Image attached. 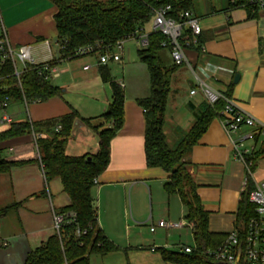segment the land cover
<instances>
[{
  "label": "crops",
  "instance_id": "0c3cea01",
  "mask_svg": "<svg viewBox=\"0 0 264 264\" xmlns=\"http://www.w3.org/2000/svg\"><path fill=\"white\" fill-rule=\"evenodd\" d=\"M189 1L201 33L195 49L185 52L187 65L178 67L170 78L163 132L167 145L173 147L208 104L197 88L198 81L230 99L255 122L254 128L241 127L229 137L220 118H213L187 157L197 196L208 213L209 232L227 235L236 231L242 194L248 186L254 189L264 181V129L260 130L264 126V12L249 18L244 8L232 7L229 0ZM0 13L12 45L33 46V57L40 62L47 61L50 53L59 76L48 82L60 91L59 97L45 102H6L10 123H0V132L11 124L57 119L74 110L79 118L73 123L65 153L71 157L96 154L98 139L81 119L98 125V117L111 100L110 87L101 80L98 55L60 57L53 19L56 9L48 0H0ZM44 41L49 43V52ZM164 56L171 61L168 53ZM19 66L17 70L23 73V65ZM85 66L90 68L84 70ZM105 66L112 81L123 84V123L109 142L107 167L93 182L97 225L118 249L138 250L151 243V253L162 249L183 254L180 247L193 248L194 243L179 239L182 235L192 239L191 231L156 228L150 238L140 232L141 227L156 226L160 220L177 222L185 216L179 198L167 196L163 189L167 173L145 163V121L137 100L149 92L147 68L133 62L130 49H123L122 64ZM191 91L195 94L190 95ZM1 116L0 109V120ZM249 133L253 138H244ZM231 141L257 156L252 172L235 157ZM0 161L16 164L0 174V209H6L0 214V264H24L27 254L55 233L53 216L62 214L70 201L58 178L46 182L33 134L0 142ZM3 241L7 247L1 246Z\"/></svg>",
  "mask_w": 264,
  "mask_h": 264
},
{
  "label": "trees",
  "instance_id": "16d2710c",
  "mask_svg": "<svg viewBox=\"0 0 264 264\" xmlns=\"http://www.w3.org/2000/svg\"><path fill=\"white\" fill-rule=\"evenodd\" d=\"M56 9L53 17L57 43L62 59H77L74 52L83 46L96 42L103 47H111L116 41L141 32L143 26L152 21L157 9L170 6V16L190 10L189 0H48ZM244 4V5H241ZM232 7L244 6L249 18H255L257 11L246 4L245 0H236ZM165 38L155 32L147 36V46L138 48L139 61L145 64L149 77V92L145 98L137 100L142 108L144 130V155L148 168H159L168 177L163 184L167 196H177L184 208V219L192 225L191 235L194 243L189 255L159 251L161 258L172 264H216L204 255L205 251L217 249L226 235L210 233L208 213L201 206L197 196V186L190 173L191 164L187 157L199 138L206 131L213 118H220L224 103L218 101L207 104L195 115L192 127L184 133L173 147L166 143L163 127L165 110L170 88V78L178 69L164 56L169 50L161 47ZM199 43V36L197 44ZM190 46L187 50L195 49ZM170 57V56H169ZM53 65V62H51ZM39 67L26 65L19 79L14 76L10 63H6L0 72V104L2 102H24L26 105L45 102L59 97L57 87L50 85L38 75ZM101 80L111 90V100L106 111L98 117L96 126L91 120L81 119L98 139V150L94 155L81 157L67 156L65 153L73 123L78 119L74 110L57 119L43 122H22L11 124L0 132V142L25 134L35 136V145L39 153V162L46 182L58 178L63 192L69 198V205L61 213L73 212L72 222L64 223L43 244L30 251L24 264H89L92 256H105L118 251L102 233L97 225L96 209L92 197L94 180L107 167L109 161V142L123 123L124 95L122 88L109 76L106 66L99 67ZM104 124H108L105 126ZM57 127H59L57 129ZM257 156L248 155L249 171L254 170ZM89 159V161H88ZM15 163L0 161V174L8 172ZM248 184V183H247ZM249 186L241 196L236 214V232L243 237V229L249 219L255 217V207L249 202ZM6 209H0L3 214ZM83 233L79 234L77 233Z\"/></svg>",
  "mask_w": 264,
  "mask_h": 264
},
{
  "label": "built area",
  "instance_id": "2783aa9c",
  "mask_svg": "<svg viewBox=\"0 0 264 264\" xmlns=\"http://www.w3.org/2000/svg\"><path fill=\"white\" fill-rule=\"evenodd\" d=\"M230 4H235L236 0H229ZM246 4L252 6L257 12H264V0H245ZM244 5V4H241ZM244 8V6H240ZM171 7L165 6L157 9L152 18V32L161 34L165 41L161 43L162 48L169 50V56L171 62L177 66L187 65V59L185 52L192 46H197V38L201 33V27L198 19L190 12L184 11L179 14L178 17L170 16ZM140 32H134L132 35L116 41L111 47H103L101 43L96 42L92 45H86L78 48L74 52V56H90L97 54V65L105 66L108 63L122 64V53L124 43L129 40H135L140 48L147 46V36L141 35ZM43 46L49 52L48 41L43 42ZM57 48L63 49L58 43ZM34 47L30 45H23L15 47L11 44L6 27L4 25L1 13H0V72L6 63H10L14 70V76L19 79L21 74L16 65L19 63L23 65L24 69L26 65L39 67L38 75L42 76L45 81H49L50 78H57L59 73L53 65H51L52 59L50 57L47 61H37L33 57ZM90 66H85L84 70H88ZM198 90L203 94L207 103L213 105L218 101L224 103L222 111L219 113L220 122L222 128L227 136L235 134L241 127L252 129L255 127V122L250 117H245L234 106L232 101L224 95L211 90L202 82L197 83ZM117 85L122 88L123 84L118 82ZM195 91H191L190 95H194ZM7 103L2 102L0 109L2 112L1 124H9L10 117L5 113ZM59 127H57L58 129ZM264 129L260 127V130ZM244 138L252 139L253 134H245ZM235 151V157L243 163L245 168L249 171L250 163L247 161L248 152L239 148V146L231 141ZM249 202L255 207V217L249 219L243 229L242 239L236 231H233L226 235V238L222 244L213 251H205L204 255L211 258L216 264H264V181L260 182L253 191L249 194ZM75 218L73 212H65L62 214H55L53 216V228L55 232H58L60 226L64 223L72 222ZM162 229L166 232L170 231H182L192 230V225L185 219L177 222H169L160 220L156 223V226H150V232H154L155 229ZM84 234L83 233H77ZM7 242L3 241L1 246L7 247ZM183 254H191L193 248L187 246L180 247ZM154 251V249L152 250Z\"/></svg>",
  "mask_w": 264,
  "mask_h": 264
},
{
  "label": "rangeland",
  "instance_id": "374dc122",
  "mask_svg": "<svg viewBox=\"0 0 264 264\" xmlns=\"http://www.w3.org/2000/svg\"><path fill=\"white\" fill-rule=\"evenodd\" d=\"M152 32V21L146 23L143 26V31L139 33V36L141 35H146ZM139 45L136 43L135 40H129L124 43V50L130 49L132 56H133V62L136 64L142 65L144 68L145 64H142L139 62V59L137 57V49ZM112 66V65H110ZM18 69H20L19 64H17ZM111 69L114 71L113 66ZM117 74V72H116ZM119 76V75H118ZM79 98V97H77ZM150 228V227H149ZM149 228L146 227H141L140 232L143 234L145 238H150L152 237V233L149 232ZM177 237V236H176ZM178 239V237H177ZM181 243H184L185 241L188 244H192V239L191 237H184L183 235L179 239ZM143 245V244H141ZM145 248L138 249V250H128L124 248L118 249V251L107 254L105 256H92L90 258V263L89 264H172L165 262L157 250L156 252H150L149 251V246H151V243H148ZM148 246V247H147Z\"/></svg>",
  "mask_w": 264,
  "mask_h": 264
},
{
  "label": "water",
  "instance_id": "95a60500",
  "mask_svg": "<svg viewBox=\"0 0 264 264\" xmlns=\"http://www.w3.org/2000/svg\"><path fill=\"white\" fill-rule=\"evenodd\" d=\"M236 80H237V77L235 78V82H236ZM88 161H89V159H88Z\"/></svg>",
  "mask_w": 264,
  "mask_h": 264
}]
</instances>
